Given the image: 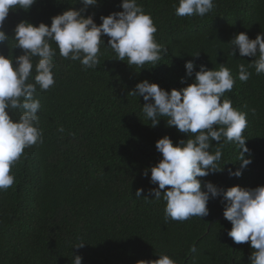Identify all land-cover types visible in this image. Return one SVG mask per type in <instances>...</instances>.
Wrapping results in <instances>:
<instances>
[{"label":"trees","instance_id":"trees-1","mask_svg":"<svg viewBox=\"0 0 264 264\" xmlns=\"http://www.w3.org/2000/svg\"><path fill=\"white\" fill-rule=\"evenodd\" d=\"M121 2L98 0L83 14L94 16L99 25L101 16L123 11ZM214 2V9L203 17H180L175 14L179 0H138L151 13L156 39L167 49L156 67L146 63L142 69L117 60L107 47V36L95 69L85 70L79 60L63 58L52 43L57 48L55 84L47 91L37 86L36 92L44 142L24 150L12 168L14 185L0 191V264H73L75 255L82 257V264H137L162 254L177 264H250L254 251L250 243L235 244L227 234L232 224L223 216L222 197L210 199L206 217L165 220L163 197L155 200L149 195L158 187L150 182V169L162 159L156 142L164 136L174 143L189 137L168 127L166 117L151 127L142 111L143 97L128 95L145 79L169 92L188 86L194 80V75L186 77L189 60L195 62V71L202 64L208 69L225 64L235 78L225 96L234 108L247 113L244 136L252 163L241 177H230L229 168H240V149L228 143L219 162L225 170L200 179L225 189L264 185V74L257 75L251 67L250 78L241 81L239 65L248 67L255 58L241 57L238 49L236 56L231 55L230 44L240 32L250 39L264 32V0ZM84 7L81 0H36L28 11L13 9L4 24L9 38L0 44V52L23 54L14 38L21 21L50 26L52 17ZM38 59L33 57L34 66ZM35 75L34 67L29 82ZM182 77L186 83H181ZM22 111L14 110L13 118ZM216 147L214 141L210 151ZM140 188L144 191L138 198ZM78 243L84 246L74 248Z\"/></svg>","mask_w":264,"mask_h":264},{"label":"clouds","instance_id":"clouds-1","mask_svg":"<svg viewBox=\"0 0 264 264\" xmlns=\"http://www.w3.org/2000/svg\"><path fill=\"white\" fill-rule=\"evenodd\" d=\"M81 2L85 6L83 9L65 10L52 17L50 26L44 22L37 26L21 21L15 27L14 38L16 48L22 49L23 54L6 56L0 52V191L14 185L12 168L24 155V150L44 142L38 116L41 102L36 92L37 86L41 91H47L55 84L53 57L57 55V48L60 56L79 60L85 70L99 65L104 36L110 38L107 47L116 53L117 60L125 61L129 66L145 69L144 65L150 63L156 67L162 54L167 53L164 45L156 39L158 29L151 13H146L138 0H122L120 7L123 11L101 16L99 25L94 16L83 14L98 0ZM35 3L36 0H0V44L9 38L4 24L10 11H28ZM214 7V0H179L175 14L203 17ZM53 42L57 48L52 47ZM230 44L233 46L231 55L236 56L238 49L241 57L255 58L248 67L239 65L241 81L250 78L248 68L251 67L255 68L257 75L264 74V32L255 39L240 32ZM199 56L200 53L193 57ZM33 57H39L35 66ZM34 67V82H29ZM185 68L186 77L194 75V80L182 89L173 88L169 92L158 83L145 79L128 93L143 97L146 103L142 111L151 121V127H157L160 117H166L168 127H175L189 137L186 141L174 143L171 137L164 136L156 142L162 159L150 169V182L158 187L150 189L149 195L155 200L163 197L165 220L180 222L208 216L210 199L222 197L223 216L232 224L228 236L235 244L250 243L254 249L249 257L250 264H264V185L255 188L235 185L225 189L200 179L225 170L219 162L223 147L228 143H235L240 149V168L236 171L229 168L230 177H241L242 170L252 163L251 150L246 146L244 136L248 126L247 113L234 108L231 99L225 96L226 92L232 91L235 78L225 64H220L218 69H208L202 64L199 71H195V62L189 60ZM186 77L181 78V83L187 82ZM18 109L23 111L18 119H14L13 112ZM58 131L63 133V126ZM214 141L218 147L213 153L210 149ZM148 172L145 169L143 175L147 177ZM143 191V188L138 189L135 196L140 198ZM83 246L84 243H78L74 248ZM73 264H82V257L75 255ZM137 264H177V261L162 254L159 259L139 260Z\"/></svg>","mask_w":264,"mask_h":264}]
</instances>
